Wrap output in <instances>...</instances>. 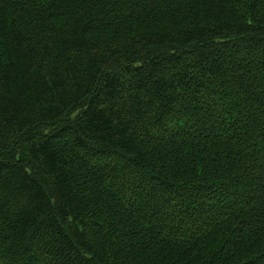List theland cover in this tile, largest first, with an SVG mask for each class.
I'll return each mask as SVG.
<instances>
[{
	"label": "trees",
	"instance_id": "trees-1",
	"mask_svg": "<svg viewBox=\"0 0 264 264\" xmlns=\"http://www.w3.org/2000/svg\"><path fill=\"white\" fill-rule=\"evenodd\" d=\"M0 264H264V0H0Z\"/></svg>",
	"mask_w": 264,
	"mask_h": 264
}]
</instances>
